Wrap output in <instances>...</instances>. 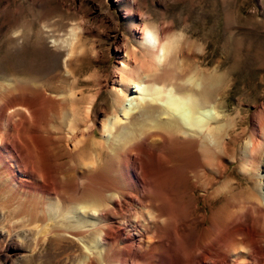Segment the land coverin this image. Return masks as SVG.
Returning a JSON list of instances; mask_svg holds the SVG:
<instances>
[{
  "label": "bare ground",
  "instance_id": "obj_1",
  "mask_svg": "<svg viewBox=\"0 0 264 264\" xmlns=\"http://www.w3.org/2000/svg\"><path fill=\"white\" fill-rule=\"evenodd\" d=\"M128 5L107 73L70 70L52 88L41 45L2 67L28 79L1 87V193L19 202L7 235L20 224L49 247L85 241L79 264H264V100L236 129L219 62L190 60L183 33Z\"/></svg>",
  "mask_w": 264,
  "mask_h": 264
},
{
  "label": "rangeland",
  "instance_id": "obj_2",
  "mask_svg": "<svg viewBox=\"0 0 264 264\" xmlns=\"http://www.w3.org/2000/svg\"><path fill=\"white\" fill-rule=\"evenodd\" d=\"M130 1L0 0V71L8 61L20 59L16 56H21L23 61L22 56L27 54L28 62H34L31 53L41 45L56 58L48 76V86L52 88L60 86L63 78L69 77L70 70L81 77L96 69L109 72L116 39L128 36L133 25ZM134 2L136 10L149 22L168 25L174 33L185 35L182 42L190 51V60L206 61L210 67L219 62V68L226 71V86L220 100L222 111L234 115L238 110L241 119L237 118L236 129L247 132L256 106L264 100V0ZM73 26L78 27L77 34L70 32ZM70 45L75 47L73 52L69 51ZM1 74L4 73L0 72V104L9 98L1 88L9 85L5 76L7 79L20 77L13 78L9 73L1 77ZM30 76L25 78H35L33 74ZM102 98L108 101L106 93ZM230 170L241 182L231 195L240 198L239 191L246 192L243 178L238 169ZM1 191L0 185V264H79L78 254L80 248L84 250L85 241L74 239L75 244L49 247L47 239L38 241L37 228L23 229L20 224L8 236V219L16 215L12 209L19 202L17 197L8 198ZM27 203L21 208L27 209ZM213 205L218 206V202Z\"/></svg>",
  "mask_w": 264,
  "mask_h": 264
},
{
  "label": "snow or ice",
  "instance_id": "obj_3",
  "mask_svg": "<svg viewBox=\"0 0 264 264\" xmlns=\"http://www.w3.org/2000/svg\"><path fill=\"white\" fill-rule=\"evenodd\" d=\"M17 35H18V33H17ZM149 36H151V34H149ZM154 39V38H153Z\"/></svg>",
  "mask_w": 264,
  "mask_h": 264
},
{
  "label": "clouds",
  "instance_id": "obj_4",
  "mask_svg": "<svg viewBox=\"0 0 264 264\" xmlns=\"http://www.w3.org/2000/svg\"><path fill=\"white\" fill-rule=\"evenodd\" d=\"M151 34V32L148 33V35Z\"/></svg>",
  "mask_w": 264,
  "mask_h": 264
}]
</instances>
